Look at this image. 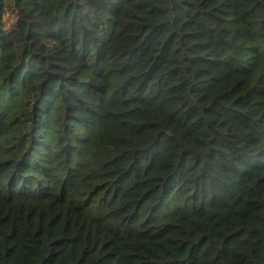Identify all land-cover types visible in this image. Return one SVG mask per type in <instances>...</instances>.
<instances>
[{"label":"trees","instance_id":"trees-1","mask_svg":"<svg viewBox=\"0 0 264 264\" xmlns=\"http://www.w3.org/2000/svg\"><path fill=\"white\" fill-rule=\"evenodd\" d=\"M0 264H264V0H0Z\"/></svg>","mask_w":264,"mask_h":264}]
</instances>
